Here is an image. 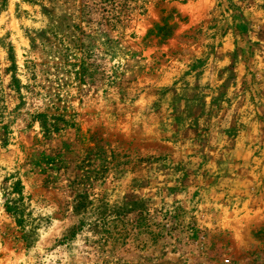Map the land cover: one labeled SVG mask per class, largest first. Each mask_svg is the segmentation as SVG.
<instances>
[{
  "label": "rangeland",
  "instance_id": "1",
  "mask_svg": "<svg viewBox=\"0 0 264 264\" xmlns=\"http://www.w3.org/2000/svg\"><path fill=\"white\" fill-rule=\"evenodd\" d=\"M104 4L0 0V264H264V0Z\"/></svg>",
  "mask_w": 264,
  "mask_h": 264
},
{
  "label": "trees",
  "instance_id": "2",
  "mask_svg": "<svg viewBox=\"0 0 264 264\" xmlns=\"http://www.w3.org/2000/svg\"><path fill=\"white\" fill-rule=\"evenodd\" d=\"M107 3H109V6L105 5V12L108 15L107 22L109 23L108 25H112L114 21H116L117 16L115 15V12L117 11V8L119 7L118 5L120 3H123V0H107ZM88 207V204H86V200L81 197L78 200V205L75 207V211L81 212L82 210H86ZM101 214H108L107 211L101 210Z\"/></svg>",
  "mask_w": 264,
  "mask_h": 264
}]
</instances>
